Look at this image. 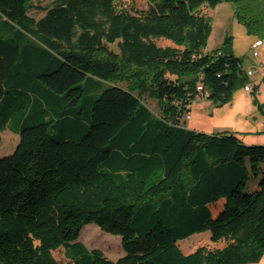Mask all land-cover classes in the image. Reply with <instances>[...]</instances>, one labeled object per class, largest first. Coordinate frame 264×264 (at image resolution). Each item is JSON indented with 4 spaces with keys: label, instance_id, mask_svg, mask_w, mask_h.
Instances as JSON below:
<instances>
[{
    "label": "trees",
    "instance_id": "obj_1",
    "mask_svg": "<svg viewBox=\"0 0 264 264\" xmlns=\"http://www.w3.org/2000/svg\"><path fill=\"white\" fill-rule=\"evenodd\" d=\"M147 1L134 15L115 0H0V135L19 137L0 158V264H59L60 249L68 264L262 260L264 145L183 119L199 84L221 108L248 83L231 36L205 53L212 22L201 8L231 3L264 39V0ZM90 224L120 237L125 255L79 242ZM204 232L226 246L180 250Z\"/></svg>",
    "mask_w": 264,
    "mask_h": 264
},
{
    "label": "rangeland",
    "instance_id": "obj_2",
    "mask_svg": "<svg viewBox=\"0 0 264 264\" xmlns=\"http://www.w3.org/2000/svg\"><path fill=\"white\" fill-rule=\"evenodd\" d=\"M52 1L53 0H40L38 4L46 6L51 4ZM115 6L117 11L123 12L124 14L145 15L150 10V4L147 0H115ZM233 8V4L231 3H225L224 6H221L216 10L210 9L206 6L201 8V13L211 19L213 26V33L209 38L206 50L212 52L220 48L223 43L222 39L224 37H232L234 36L232 34H235L237 38V54L245 55L243 56V66L247 68L250 65V63L247 61V56L251 55L252 57L250 41L247 40L248 38L246 39L247 34L244 26L238 21L234 22L232 18L234 11ZM218 13H221V15L223 14L224 16L222 15L220 18L217 15ZM32 16L36 19H40L43 14L34 10L32 11ZM156 44L161 48L174 47L171 42L166 40H157ZM111 49L117 50L115 46H111ZM122 87H125V85L123 84ZM143 103L151 110L154 115L159 116L160 112L157 100L150 98L148 94L145 93ZM191 107V113L189 114L192 119L190 118V120H187L186 117L183 119L186 128L206 134H216L221 132L219 129L215 128V123L220 121L219 117L221 114H223L224 111L229 108L228 104L224 107L217 108L212 102L205 100L199 101L198 103L196 102ZM260 121L261 120H259V122ZM17 137V135L9 131L0 135V158L9 156L15 151L17 146L16 144H18ZM261 176L262 174L259 175V177ZM248 187L249 184L243 189V192H248ZM79 242H82L90 250H100L103 252L105 257L111 261H117L125 255L121 238L101 231L96 224H90L82 230ZM178 246L184 254H189L196 251L200 247H205L208 250L223 249L226 246V241L223 240L218 243H214L211 241L210 233L204 232L179 242ZM53 255L59 264H68V260L65 257L63 249L54 252ZM257 264H264V256Z\"/></svg>",
    "mask_w": 264,
    "mask_h": 264
},
{
    "label": "crops",
    "instance_id": "obj_3",
    "mask_svg": "<svg viewBox=\"0 0 264 264\" xmlns=\"http://www.w3.org/2000/svg\"><path fill=\"white\" fill-rule=\"evenodd\" d=\"M224 5L225 3L220 4L215 8V10ZM217 15L221 18L223 14L221 15V13H218ZM232 18L234 22L237 21L234 16V11ZM232 35H234L232 36L233 52L235 56L240 58L242 57L243 59V56L245 55L237 54V38L235 34ZM224 39L225 37L222 39V42ZM246 39L250 41L251 49V46L254 44V42L260 38L256 36H249L247 34ZM205 53L210 52L205 49ZM247 61L250 63V65L247 68L244 67V69L248 71L252 68H255L257 71V75L254 79L256 91L252 93H246L244 89L237 91L233 96L232 102L228 104L229 108L225 110L223 114H221L219 117L220 121L215 123V128L219 129L221 132L228 131L235 134L246 145H264V131L260 127V124L264 119V109L263 111H260L258 106L255 104V101H257L259 104L264 105V49H259V57L257 59H255L253 55L252 57L251 55H248ZM259 120L261 121L259 122ZM17 138L18 143L19 137Z\"/></svg>",
    "mask_w": 264,
    "mask_h": 264
},
{
    "label": "built area",
    "instance_id": "obj_4",
    "mask_svg": "<svg viewBox=\"0 0 264 264\" xmlns=\"http://www.w3.org/2000/svg\"><path fill=\"white\" fill-rule=\"evenodd\" d=\"M259 49H264V39L257 40L251 46L252 55L254 58L259 57ZM256 75H257V71L255 68H252V69L247 71L248 83L243 88L246 93H252L255 91L256 85H255L254 79H255ZM197 93L198 94H197L193 104L196 102L198 103L199 101H205L209 97V92L205 89V87L202 84H199L197 86ZM186 118H187V120H190V118H191L190 114H188ZM260 127L264 131V120L261 122Z\"/></svg>",
    "mask_w": 264,
    "mask_h": 264
}]
</instances>
